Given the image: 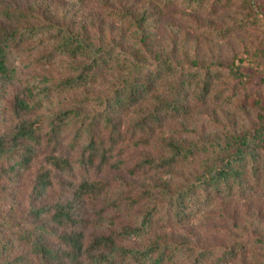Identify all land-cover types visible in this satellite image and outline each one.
<instances>
[{"label":"rangeland","instance_id":"374dc122","mask_svg":"<svg viewBox=\"0 0 264 264\" xmlns=\"http://www.w3.org/2000/svg\"><path fill=\"white\" fill-rule=\"evenodd\" d=\"M111 11L135 16L145 12L141 28L151 34L146 49L141 46L136 27L113 18ZM241 17L247 18L249 24L225 40L217 41L201 32L202 28H223ZM45 18L59 24L70 23L76 31L89 36L100 34L108 44L125 51L133 50L142 60L169 56L199 69L210 68L218 60L223 70L238 66L243 74L241 79H236L222 73L215 79L204 103L191 98L187 116L166 120L149 134L127 130L130 115L121 113V139L104 157L99 156L93 162L88 160L86 149L89 137L74 141L76 129L73 127L60 133L55 143H46L41 148L34 146L35 157L28 170L16 183L0 190V217L26 229H31L34 221L35 224L42 222L49 231L56 230V234L48 237L51 245H57L58 236L63 232H81L87 244L96 235L117 234L123 228H131L147 207L164 200L158 193L141 198L133 205L131 200H137L141 191L154 185L174 191L202 172V155L170 167L146 164L144 161L148 158L159 160L169 155L162 139L167 142L171 138L179 144L212 138L225 140L252 134L264 125V0H223V5L214 13L200 11L189 18L181 15L179 7L165 8L159 0H83L73 5L67 0H0V28L22 27ZM34 74L61 79L67 76V71L59 65L25 71V76ZM123 76L110 70L100 83L89 89L59 94L45 104L28 100L29 109L21 113L16 112L15 99L21 87L11 75L1 77L0 134L11 132L18 124L27 125L38 116L39 133L45 135L56 113L71 108L98 111L100 107L95 102L83 103L80 96L110 94ZM164 83V80L159 82L157 92ZM215 92L218 97H212ZM144 105L149 109L151 103L146 101ZM99 132L95 128L93 135L108 147L106 132ZM140 138L142 142L147 139L148 143L138 142ZM52 155L67 160L70 167L61 171L53 169L48 163ZM45 170H49L51 186L37 195V177ZM86 184L89 186L80 189ZM62 208L71 218L69 222L57 224L54 214ZM37 211L42 212L39 221L35 218ZM261 236H264V189L246 201L218 203L205 220L179 228L158 227L141 240L117 237V243L137 249L154 240L184 242L198 248H228L242 241L247 250L229 264H254L264 261V246L253 241ZM189 263L187 260L179 264Z\"/></svg>","mask_w":264,"mask_h":264},{"label":"trees","instance_id":"16d2710c","mask_svg":"<svg viewBox=\"0 0 264 264\" xmlns=\"http://www.w3.org/2000/svg\"><path fill=\"white\" fill-rule=\"evenodd\" d=\"M67 1L73 5L83 0ZM159 1L165 8L179 7L186 18L200 11L214 13L223 5V0ZM111 13L113 18L136 27L137 36L142 39L141 46L146 49L151 34L141 28L145 12L141 16L121 11ZM248 24V19L241 17L223 28H202L201 32L222 41ZM51 65L63 66L67 76L61 79L42 74L25 76L27 69ZM110 70L124 75L110 94L80 96L83 103L95 102L100 107L98 111L71 108L56 113L49 121L45 135L39 133L38 116L27 125L18 124L11 132L0 134V190L16 183V179L28 170L35 157L34 146L41 148L46 143H55L59 134L70 127L76 129L74 141L89 137L86 149L88 160L93 162L99 156L104 157L106 151L121 139V113L130 115L127 130L149 134L166 120L187 116L191 98L204 103L215 79L222 73L236 79L243 77L238 66L223 70L218 60L213 61L210 68L203 69L185 66L182 61L169 56L142 60L133 50L125 51L115 44H108L100 34L89 36L86 32L76 31L70 23L59 24L51 18L17 28H0V78L11 75L21 87L22 91L15 96L18 113L29 109L28 100L45 104L59 94L89 89L100 83ZM163 80L162 90L157 92L156 87ZM218 96L215 92L212 97ZM146 101L151 103L149 109L145 108ZM95 128L106 132L108 147L93 135ZM142 139L138 142L148 143L147 139L144 142ZM162 140L169 155L159 160L148 158L144 161L146 164L170 167L202 155L203 170L174 191L158 185L141 191L137 200H131L133 205L141 198L158 193L164 200L147 207L133 227L123 228L117 234L96 235L87 244L81 232H63L55 246L49 244L48 237L51 233L56 234V230L49 231L42 222L35 224L34 221L33 227L26 229L0 217V264H179L187 260H190L189 264H229L238 259L247 250L242 241L228 248H198L184 242L172 244L154 240L137 249L122 246L117 239L141 240L158 227L179 228L205 220L218 203L246 201L263 190L264 125L252 134L225 140L212 138L190 144H179L171 138L167 142ZM48 163L59 171L70 167L67 160L57 155L48 158ZM49 176V170L38 175L37 195L51 186ZM63 210L54 214L53 220L57 224L69 222L71 218ZM41 213H35L36 220L39 221ZM253 241L264 246V236ZM254 264H264V261Z\"/></svg>","mask_w":264,"mask_h":264}]
</instances>
